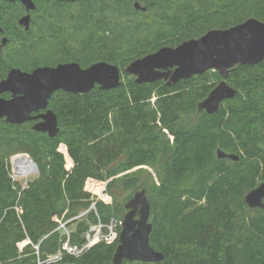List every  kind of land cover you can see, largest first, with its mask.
Here are the masks:
<instances>
[{
	"label": "trees",
	"instance_id": "16d2710c",
	"mask_svg": "<svg viewBox=\"0 0 264 264\" xmlns=\"http://www.w3.org/2000/svg\"><path fill=\"white\" fill-rule=\"evenodd\" d=\"M1 1L0 80L15 67L32 71L62 62L107 61L123 75L110 90L54 92L49 108L61 128L55 137L34 130V121L0 118V264H37V244L41 256L56 252L66 237L55 218L73 219L71 242L81 245L98 217L123 220L126 202L142 189L151 204L150 243L165 258L121 264H264V209L245 202L264 181V60L229 70L226 80L237 93L212 114L198 104L223 79L216 70L171 85L137 83L125 72L163 46L250 17L264 21V0H36L29 30L18 24L22 7ZM16 149L38 166L26 186L11 177ZM218 149L239 160L218 157ZM90 178L107 182L111 204L85 189ZM92 204L99 216L91 209L76 218ZM118 244L119 238L98 241L65 259L114 264Z\"/></svg>",
	"mask_w": 264,
	"mask_h": 264
},
{
	"label": "water",
	"instance_id": "95a60500",
	"mask_svg": "<svg viewBox=\"0 0 264 264\" xmlns=\"http://www.w3.org/2000/svg\"><path fill=\"white\" fill-rule=\"evenodd\" d=\"M21 1L28 10L36 8L33 0ZM135 7L146 10L139 2H135ZM19 22L27 30L30 29V15L23 16ZM2 42L6 44L7 37ZM262 60L264 21L250 17L229 28L211 29L201 37L185 40L177 46H163L132 61L125 72L134 75L137 83L164 80L171 85L181 79L216 70L223 79L198 104L200 111L212 114L223 101L237 93L226 80L229 70L238 64H257ZM122 73L118 65L107 61H98L88 67L78 62H62L55 66H39L32 71L12 68L6 78L0 80V118L13 124L35 121L34 130L55 137L61 128L57 114L49 108L54 92L88 93L96 86L103 90L114 89L122 83ZM6 93H10L9 98L3 96ZM217 155L239 160V155L221 149H218ZM245 202L249 208L264 209V181L246 194ZM125 208L127 212L122 220L113 263L121 264L124 260L162 261L164 253L150 243L153 223L150 221L151 204L146 190L137 191L126 202Z\"/></svg>",
	"mask_w": 264,
	"mask_h": 264
},
{
	"label": "built area",
	"instance_id": "2783aa9c",
	"mask_svg": "<svg viewBox=\"0 0 264 264\" xmlns=\"http://www.w3.org/2000/svg\"><path fill=\"white\" fill-rule=\"evenodd\" d=\"M92 208L96 212L97 216H99L95 204H92L91 209ZM88 212L89 211L87 210L84 213L87 214ZM55 219L59 222L57 229L60 230L62 227L64 228L62 233L65 235L66 239L62 242L61 247L56 252L46 256H41L39 244L34 245L35 253L37 254V264H72L65 259L66 256L79 257L87 252L94 243L104 241L107 244H112L119 238L120 235L117 219L113 218L109 223H104L98 217V221L96 223H92L89 229L83 232L82 238L84 242L81 245H76L71 242L72 231H69L66 228L68 222L73 219L67 220L66 222H63V220L59 218Z\"/></svg>",
	"mask_w": 264,
	"mask_h": 264
},
{
	"label": "rangeland",
	"instance_id": "374dc122",
	"mask_svg": "<svg viewBox=\"0 0 264 264\" xmlns=\"http://www.w3.org/2000/svg\"><path fill=\"white\" fill-rule=\"evenodd\" d=\"M122 75H123V73H122ZM61 149L67 154L66 149L64 147H62ZM24 155L32 158L27 152H22V151L17 150V149L16 150H13L10 153V156H9V163H10V169H11V171H10L11 172V177L15 181H17L20 184H22L23 186H26L31 180H33L35 177L38 176L39 170H38V166H36V170L35 171H31L28 174L18 173L17 170H16V168H15V160H17L20 156H24ZM66 160H67V167L68 168L72 167L73 166V161L68 156V154H67ZM35 164H36V162H35ZM106 188H107V182L99 181V180L92 179V178H90V179L87 180L86 186H85V189L87 191L91 192L93 194V196H95V198H96L95 201H103V202H105L107 204H111L112 197L108 193H106ZM104 196H106L107 199L106 198H103ZM85 211H87V210H85ZM85 211H83L77 217L80 218L82 216H86L91 211V208L88 209L89 212L87 214L84 213ZM83 213H84V215H83ZM117 220H118V224H119L118 225V230H119V226H121V221L122 220L121 219H117ZM66 221L67 220H65L63 222H66ZM71 227H68V225H66V228L69 231H72V229L75 226L72 225ZM60 230L62 231V230H64V228L62 227Z\"/></svg>",
	"mask_w": 264,
	"mask_h": 264
},
{
	"label": "bare ground",
	"instance_id": "6f19581e",
	"mask_svg": "<svg viewBox=\"0 0 264 264\" xmlns=\"http://www.w3.org/2000/svg\"><path fill=\"white\" fill-rule=\"evenodd\" d=\"M36 166L34 160L25 155L15 160V168L18 173L28 174L31 171H35Z\"/></svg>",
	"mask_w": 264,
	"mask_h": 264
},
{
	"label": "flooded vegetation",
	"instance_id": "af4514ba",
	"mask_svg": "<svg viewBox=\"0 0 264 264\" xmlns=\"http://www.w3.org/2000/svg\"><path fill=\"white\" fill-rule=\"evenodd\" d=\"M3 2L4 1H8V2H12V3H17V4H19L20 5V7H22L21 8V14L19 15V17H18V24L20 25V26H22L25 30H27L23 25H21L20 24V19L23 17V16H26V15H30V27H31V24H32V22H33V19H34V16H35V13H36V10H37V1L36 0H33L34 1V3H35V5H36V8L35 9H30V10H28L27 8H26V5L21 1V0H15V1H11V0H2ZM1 1V2H2ZM62 1H65V2H72V1H67V0H62ZM77 2V1H76ZM4 96V95H3ZM5 97V96H4ZM9 97H10V93H9ZM9 97H6V98H9ZM35 122V121H34Z\"/></svg>",
	"mask_w": 264,
	"mask_h": 264
}]
</instances>
